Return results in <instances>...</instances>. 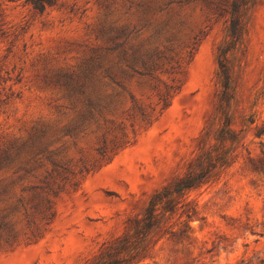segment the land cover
I'll return each mask as SVG.
<instances>
[{"label":"rangeland","instance_id":"374dc122","mask_svg":"<svg viewBox=\"0 0 264 264\" xmlns=\"http://www.w3.org/2000/svg\"><path fill=\"white\" fill-rule=\"evenodd\" d=\"M0 264H264V0H0Z\"/></svg>","mask_w":264,"mask_h":264},{"label":"trees","instance_id":"16d2710c","mask_svg":"<svg viewBox=\"0 0 264 264\" xmlns=\"http://www.w3.org/2000/svg\"><path fill=\"white\" fill-rule=\"evenodd\" d=\"M44 2H40V4H35L36 8H43ZM234 29V27H233ZM125 41L123 42H116L113 44L110 49H117L121 56L127 62V68L129 71L138 73V74H147L152 71L155 66L156 60L159 58L158 52H143L139 46H129L128 48L124 47ZM67 89L68 92L73 95L77 96V98L81 101V116L83 119L90 118L99 111L104 105L102 102L92 97L86 90L84 86V76H80L75 73H71L67 75ZM45 136V130H40L38 134L35 136H31L29 141L26 143V146L29 147L34 152L39 151L36 149L38 143H40L41 139ZM203 176L201 174L197 178L188 179L185 182L177 183L174 186V190L179 191L183 188L191 187L196 183L200 182V178ZM155 200L159 199V196H155ZM151 212V211H149Z\"/></svg>","mask_w":264,"mask_h":264}]
</instances>
